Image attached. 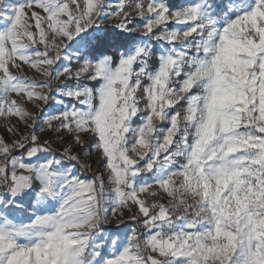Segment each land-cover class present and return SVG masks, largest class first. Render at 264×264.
<instances>
[{"label":"snow or ice","instance_id":"snow-or-ice-1","mask_svg":"<svg viewBox=\"0 0 264 264\" xmlns=\"http://www.w3.org/2000/svg\"><path fill=\"white\" fill-rule=\"evenodd\" d=\"M0 264H264V0H0Z\"/></svg>","mask_w":264,"mask_h":264}]
</instances>
